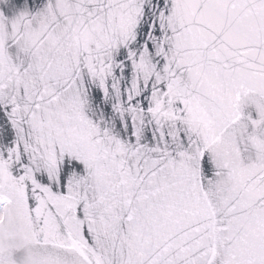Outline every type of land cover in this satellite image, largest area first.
Returning <instances> with one entry per match:
<instances>
[{
	"label": "snow or ice",
	"instance_id": "obj_1",
	"mask_svg": "<svg viewBox=\"0 0 264 264\" xmlns=\"http://www.w3.org/2000/svg\"><path fill=\"white\" fill-rule=\"evenodd\" d=\"M0 264H264V0H0Z\"/></svg>",
	"mask_w": 264,
	"mask_h": 264
}]
</instances>
